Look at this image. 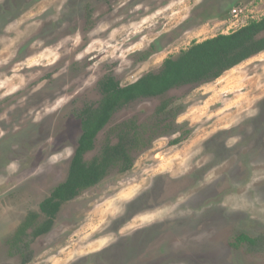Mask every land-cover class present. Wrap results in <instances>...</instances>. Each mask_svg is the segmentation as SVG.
Returning a JSON list of instances; mask_svg holds the SVG:
<instances>
[{"label":"rangeland","instance_id":"374dc122","mask_svg":"<svg viewBox=\"0 0 264 264\" xmlns=\"http://www.w3.org/2000/svg\"><path fill=\"white\" fill-rule=\"evenodd\" d=\"M263 16L264 0H0V264H264V50L116 108L84 158L133 120L151 140L132 166L64 202L49 232L7 243L66 178L102 79L127 85ZM241 233L256 243L234 245Z\"/></svg>","mask_w":264,"mask_h":264},{"label":"trees","instance_id":"16d2710c","mask_svg":"<svg viewBox=\"0 0 264 264\" xmlns=\"http://www.w3.org/2000/svg\"><path fill=\"white\" fill-rule=\"evenodd\" d=\"M224 15V14H223ZM264 50V16L250 21L229 33L194 42L175 57L163 60L157 71H149L132 83L119 86L113 77L107 76L99 83L102 99L98 106H86L80 113L81 133L69 163L66 178L57 184L40 203L39 212L29 211L8 238L13 247L27 236L36 238L51 230L60 206L75 198L82 190L100 182L110 167L128 170L133 163L130 150L148 145L151 137H145L143 125L128 120L120 125L118 141L107 142L100 155L85 160L84 155L94 148L97 133L110 119L112 112L127 103L144 97H162L170 89L204 83L218 78L224 71ZM169 102L163 100L157 111L167 110ZM30 230V233H29ZM237 242L256 243L241 233ZM27 245V244H26ZM27 258L23 257V262Z\"/></svg>","mask_w":264,"mask_h":264},{"label":"flooded vegetation","instance_id":"af4514ba","mask_svg":"<svg viewBox=\"0 0 264 264\" xmlns=\"http://www.w3.org/2000/svg\"><path fill=\"white\" fill-rule=\"evenodd\" d=\"M79 113H80V112H79ZM111 115H112V114H111ZM110 117H111V116H110ZM80 120H81V119H80ZM108 121H109V120H108ZM98 133H99V132H98ZM98 133H97V134H98ZM96 136H97V135H96ZM38 212H39V211H38ZM26 215H27V214H26ZM24 218H25V217H24ZM24 218H23V219H24ZM16 228H17V227H16ZM44 234H45V233H44ZM41 235H43V234H41ZM41 235H40V236H41ZM37 237H39V236H37ZM37 237H36V238H37ZM24 239H25V238H24Z\"/></svg>","mask_w":264,"mask_h":264},{"label":"built area","instance_id":"2783aa9c","mask_svg":"<svg viewBox=\"0 0 264 264\" xmlns=\"http://www.w3.org/2000/svg\"><path fill=\"white\" fill-rule=\"evenodd\" d=\"M232 12H233V13H236V12H237V10H236L235 8H233Z\"/></svg>","mask_w":264,"mask_h":264}]
</instances>
